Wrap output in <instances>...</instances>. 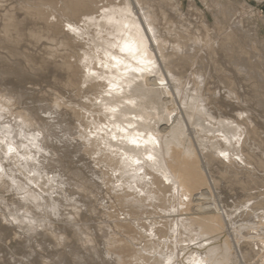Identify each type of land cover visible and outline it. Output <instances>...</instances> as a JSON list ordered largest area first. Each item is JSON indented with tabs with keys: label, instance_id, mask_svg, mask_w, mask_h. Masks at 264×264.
Here are the masks:
<instances>
[{
	"label": "bare ground",
	"instance_id": "6f19581e",
	"mask_svg": "<svg viewBox=\"0 0 264 264\" xmlns=\"http://www.w3.org/2000/svg\"><path fill=\"white\" fill-rule=\"evenodd\" d=\"M181 1L0 0V264H264L254 8Z\"/></svg>",
	"mask_w": 264,
	"mask_h": 264
},
{
	"label": "rangeland",
	"instance_id": "374dc122",
	"mask_svg": "<svg viewBox=\"0 0 264 264\" xmlns=\"http://www.w3.org/2000/svg\"><path fill=\"white\" fill-rule=\"evenodd\" d=\"M230 1H246L249 5H251V6H253V8H254V14H248L247 12H244V11H242V12H244V13H242L241 11L239 12L240 13V15H239V13H238V16L237 17H239V16H241V17H243V21H244V26H246V29L247 30H250V32L251 33H253V34H257V37H258V45H256V44H253L252 43V40H249V39H247L246 40V44H247V49H248V51H250L249 52V55L251 56V59L253 60V61H256L255 59H257L258 57H260V58H262V59H264V1L262 0V1H257V0H230ZM182 3H181V6H182V10H183V12L184 13H188L189 11H190V8L187 6V5H189V0H182L181 1ZM197 4L199 5V7H201L207 14H208V17H209V19L211 20V22L213 23L214 22V20H213V17H212V15H210L208 12H207V9H206V6L200 1V0H197ZM189 10V11H188ZM238 12V11H237ZM258 16H257V15ZM243 15H245V16H243ZM252 15H254V16H252ZM260 16V17H259ZM257 18V19H256ZM259 18V19H258ZM239 19H240V17H239ZM255 19V20H254ZM260 20H262V21H260ZM254 22H255V24H254ZM246 23V24H245ZM248 24V25H247ZM251 25H253V26H255V28H254V30L255 31H251ZM260 25L262 26V27H260ZM248 27V28H247ZM250 27V28H249ZM253 28V27H252ZM260 36V37H259ZM260 41H261V43H260ZM259 43L261 44V45H259ZM251 45V46H250ZM250 46V47H249ZM257 46V47H256ZM253 47H256V49H254ZM259 47V48H258ZM255 51H254V50ZM258 49V50H257ZM264 61V60H263ZM92 95V94H91ZM89 96V98H91V99H94V97L93 96H91L90 97V95H88ZM87 96V97H88ZM82 97L81 98H79V100H77L76 99V101L75 102H79V101H82ZM78 124V123H77ZM80 128V127H79ZM190 132L192 133V131L190 130ZM193 135V134H192ZM252 261V262H251ZM251 261H249V262H244L243 261V263H241V264H256L258 261H256L255 259L254 260H251ZM254 261V262H253Z\"/></svg>",
	"mask_w": 264,
	"mask_h": 264
}]
</instances>
